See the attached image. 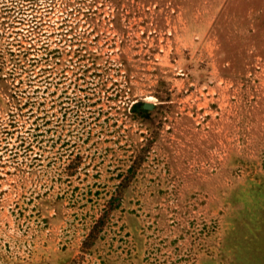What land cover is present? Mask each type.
Here are the masks:
<instances>
[{
    "label": "rangeland",
    "instance_id": "rangeland-1",
    "mask_svg": "<svg viewBox=\"0 0 264 264\" xmlns=\"http://www.w3.org/2000/svg\"><path fill=\"white\" fill-rule=\"evenodd\" d=\"M0 264H264V0H0Z\"/></svg>",
    "mask_w": 264,
    "mask_h": 264
},
{
    "label": "water",
    "instance_id": "water-1",
    "mask_svg": "<svg viewBox=\"0 0 264 264\" xmlns=\"http://www.w3.org/2000/svg\"><path fill=\"white\" fill-rule=\"evenodd\" d=\"M135 104L136 106L147 110H152L155 107V103L150 101H136Z\"/></svg>",
    "mask_w": 264,
    "mask_h": 264
},
{
    "label": "trees",
    "instance_id": "trees-1",
    "mask_svg": "<svg viewBox=\"0 0 264 264\" xmlns=\"http://www.w3.org/2000/svg\"><path fill=\"white\" fill-rule=\"evenodd\" d=\"M132 109H133V111L139 112V113H144L146 111L143 108H140V107L136 106L135 103L132 105Z\"/></svg>",
    "mask_w": 264,
    "mask_h": 264
},
{
    "label": "bare ground",
    "instance_id": "bare-ground-1",
    "mask_svg": "<svg viewBox=\"0 0 264 264\" xmlns=\"http://www.w3.org/2000/svg\"><path fill=\"white\" fill-rule=\"evenodd\" d=\"M150 99H152V98H149V100H148V101H151Z\"/></svg>",
    "mask_w": 264,
    "mask_h": 264
}]
</instances>
